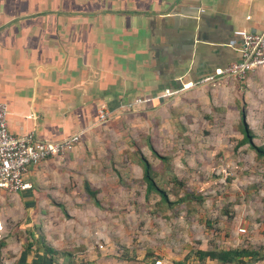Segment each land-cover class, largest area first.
I'll list each match as a JSON object with an SVG mask.
<instances>
[{
  "label": "rangeland",
  "instance_id": "rangeland-1",
  "mask_svg": "<svg viewBox=\"0 0 264 264\" xmlns=\"http://www.w3.org/2000/svg\"><path fill=\"white\" fill-rule=\"evenodd\" d=\"M144 109L98 121L74 145L80 152L64 165L70 177L42 185L48 198H2L3 229L16 232L18 246L33 241L29 251L57 249L65 237L66 252L53 253H66L62 264H149L155 256L188 264L236 247L256 250L264 264V158L240 144L241 110L253 141L264 144V72L203 81ZM142 158L168 201L146 195Z\"/></svg>",
  "mask_w": 264,
  "mask_h": 264
},
{
  "label": "crops",
  "instance_id": "crops-1",
  "mask_svg": "<svg viewBox=\"0 0 264 264\" xmlns=\"http://www.w3.org/2000/svg\"><path fill=\"white\" fill-rule=\"evenodd\" d=\"M236 29L264 33V0H0V102L8 129L42 140L81 139L99 123L101 106L112 117L161 104L238 60ZM77 149L31 166L32 187L0 192V200L48 198L42 185L70 177L64 165ZM15 233L0 221V264H62L66 253L52 262L45 249L18 246ZM64 238L55 251H65Z\"/></svg>",
  "mask_w": 264,
  "mask_h": 264
},
{
  "label": "built area",
  "instance_id": "built-area-1",
  "mask_svg": "<svg viewBox=\"0 0 264 264\" xmlns=\"http://www.w3.org/2000/svg\"><path fill=\"white\" fill-rule=\"evenodd\" d=\"M233 33L241 38L240 58L230 61L223 69H217L214 74L206 77L203 81H214L223 76L243 79L252 71L264 70V33L246 29H236ZM168 94L171 93L167 92ZM140 101L143 100L135 99V102ZM7 114L6 104L0 102V192L11 194L30 189L32 185L27 180L30 167L49 158L63 156L80 140V134L54 141L39 139L34 132L13 134L8 129ZM110 116V112L104 106H101L97 111L99 121H105ZM245 231L244 227L238 228L239 233ZM149 264L171 263L162 256H156ZM188 264L221 263L207 260Z\"/></svg>",
  "mask_w": 264,
  "mask_h": 264
},
{
  "label": "trees",
  "instance_id": "trees-1",
  "mask_svg": "<svg viewBox=\"0 0 264 264\" xmlns=\"http://www.w3.org/2000/svg\"><path fill=\"white\" fill-rule=\"evenodd\" d=\"M241 125H242V133L243 138L240 144L248 143L251 150H253L257 157L264 158V144L258 145L253 141L254 133L248 126V124L245 122V111L241 110ZM153 154L158 157L161 160H166V156H162L156 152V150H153ZM142 178L146 183V195H149L151 192H156L160 195L162 201H168L167 195L165 190L161 188V186L157 183L154 177V170L152 168V165L150 162L142 158ZM87 190L90 194H94L93 191L89 190V185L86 183ZM30 237H35L34 233L32 231L29 232ZM34 242L37 240V238L33 239ZM3 239H0V249L4 246ZM33 241L27 240L25 244L23 245L25 251H29L33 247ZM45 249L46 254H50L49 258L52 262L55 260V255L53 253H57L54 249H52L50 246H47L46 244L37 245L35 249L42 248ZM53 254V255H52ZM202 258L205 256H210L212 259H215L213 261H218V263L221 264H254L257 262H260V254L256 252V250H253L252 248L248 247H236V248H230L227 250H220L218 252L216 251H203L200 252ZM156 257V256H155ZM202 259L201 261H203ZM151 262V261H150ZM149 262V263H150ZM86 264H91L87 263ZM177 264H186L185 262H178Z\"/></svg>",
  "mask_w": 264,
  "mask_h": 264
}]
</instances>
